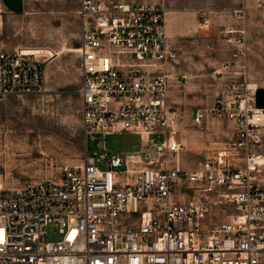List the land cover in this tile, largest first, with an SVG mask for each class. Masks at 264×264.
Segmentation results:
<instances>
[{"label": "built area", "instance_id": "obj_1", "mask_svg": "<svg viewBox=\"0 0 264 264\" xmlns=\"http://www.w3.org/2000/svg\"><path fill=\"white\" fill-rule=\"evenodd\" d=\"M66 1L78 4L80 21L82 160L62 167L57 182L0 189V264H264V193L255 182L264 108L257 88L234 77L245 74L244 31L220 30L233 49L214 71L227 75L224 90L191 116L194 126L218 120L234 132L188 169L168 96L176 53L164 0ZM13 52L0 50V99L43 93L45 61ZM124 133L139 150L89 154V143L105 151L106 136ZM51 225L57 242L47 239Z\"/></svg>", "mask_w": 264, "mask_h": 264}, {"label": "rangeland", "instance_id": "obj_2", "mask_svg": "<svg viewBox=\"0 0 264 264\" xmlns=\"http://www.w3.org/2000/svg\"><path fill=\"white\" fill-rule=\"evenodd\" d=\"M0 6V50L14 53L11 49L16 48L45 61L43 93L0 99V189L44 180L57 182L60 169L80 164L84 151L77 94L78 4L66 0H0ZM19 6L20 15L8 13H18ZM238 10L242 19L232 11L237 24L231 26L244 31L247 52L240 62L245 74L234 77L239 81L246 77L256 86L258 103L264 108V0H248L247 8ZM203 19L201 15V29L186 41L168 44L176 53L175 63L166 66L171 77L168 96L178 116V139L186 146L180 163L188 169L196 168L206 153L222 146L234 132L232 124L218 120L209 119L198 127L192 124L195 110L209 109L221 96L227 75L214 71L233 53L219 37L224 26H202ZM95 144L89 143V154L134 153L141 146L137 137L125 133L106 136L105 151ZM255 182L264 193V167ZM47 239L60 240L55 226L47 228Z\"/></svg>", "mask_w": 264, "mask_h": 264}, {"label": "crops", "instance_id": "obj_3", "mask_svg": "<svg viewBox=\"0 0 264 264\" xmlns=\"http://www.w3.org/2000/svg\"><path fill=\"white\" fill-rule=\"evenodd\" d=\"M247 3L248 0H164L163 19L167 43L186 41L188 37L198 32L201 29L199 20L201 15L207 19L208 25L224 27L236 25L237 20L232 16V11L246 9ZM19 9L20 6L17 9L18 13L9 10L7 12L16 16L20 15Z\"/></svg>", "mask_w": 264, "mask_h": 264}, {"label": "trees", "instance_id": "obj_4", "mask_svg": "<svg viewBox=\"0 0 264 264\" xmlns=\"http://www.w3.org/2000/svg\"><path fill=\"white\" fill-rule=\"evenodd\" d=\"M258 95H259V90L256 91V104H257L258 107H263V106L260 105V103H258V98H259Z\"/></svg>", "mask_w": 264, "mask_h": 264}, {"label": "bare ground", "instance_id": "obj_5", "mask_svg": "<svg viewBox=\"0 0 264 264\" xmlns=\"http://www.w3.org/2000/svg\"><path fill=\"white\" fill-rule=\"evenodd\" d=\"M0 25H1V20H0ZM23 52H27V51H23ZM29 53H31V52H29ZM254 87H256V86H254ZM259 163H260L261 165H264V159L260 158V159H259Z\"/></svg>", "mask_w": 264, "mask_h": 264}]
</instances>
